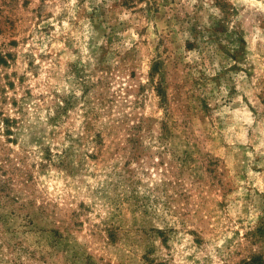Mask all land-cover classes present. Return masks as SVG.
Returning <instances> with one entry per match:
<instances>
[{"label": "rangeland", "instance_id": "1", "mask_svg": "<svg viewBox=\"0 0 264 264\" xmlns=\"http://www.w3.org/2000/svg\"><path fill=\"white\" fill-rule=\"evenodd\" d=\"M0 264H264V0H0Z\"/></svg>", "mask_w": 264, "mask_h": 264}, {"label": "trees", "instance_id": "2", "mask_svg": "<svg viewBox=\"0 0 264 264\" xmlns=\"http://www.w3.org/2000/svg\"><path fill=\"white\" fill-rule=\"evenodd\" d=\"M2 59V58H1Z\"/></svg>", "mask_w": 264, "mask_h": 264}]
</instances>
